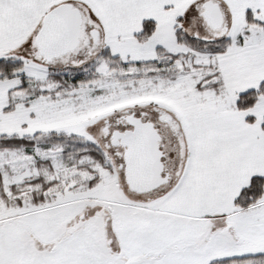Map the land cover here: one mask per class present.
<instances>
[{
	"label": "snow or ice",
	"instance_id": "1",
	"mask_svg": "<svg viewBox=\"0 0 264 264\" xmlns=\"http://www.w3.org/2000/svg\"><path fill=\"white\" fill-rule=\"evenodd\" d=\"M0 264H264V0H0Z\"/></svg>",
	"mask_w": 264,
	"mask_h": 264
}]
</instances>
